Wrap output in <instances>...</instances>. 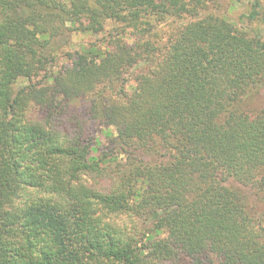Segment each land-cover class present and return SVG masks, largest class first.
Instances as JSON below:
<instances>
[{
  "label": "trees",
  "instance_id": "trees-1",
  "mask_svg": "<svg viewBox=\"0 0 264 264\" xmlns=\"http://www.w3.org/2000/svg\"><path fill=\"white\" fill-rule=\"evenodd\" d=\"M243 18L264 26V0ZM244 26L219 0H0V264H264Z\"/></svg>",
  "mask_w": 264,
  "mask_h": 264
},
{
  "label": "rangeland",
  "instance_id": "rangeland-1",
  "mask_svg": "<svg viewBox=\"0 0 264 264\" xmlns=\"http://www.w3.org/2000/svg\"><path fill=\"white\" fill-rule=\"evenodd\" d=\"M251 2H252V0H219L220 9L223 12H225L227 14V16H229L234 21V23H236L238 26L243 27L245 24L244 27L261 28L264 31V26H261L260 23H258V22L251 23V22L246 21L245 18H243V15L248 11ZM174 28H175V25H166V24H164L160 28V31L158 32V34H159V40H162L161 44H163L164 40L167 39L168 36H170L173 33ZM102 38L103 37L101 35H99L97 37H93L90 35L74 34L72 37V40L70 38V42L68 44H66L67 41L64 39H60V42L62 45H64V48L66 49V51L74 53L75 50H77L79 48L78 45H81V44L87 45V44L95 42V41L99 42L102 40ZM124 42L129 43V42H131V39L129 37H127V39ZM62 65H70V61L67 60V57L65 59L60 60L59 67L58 68L55 67L54 71L55 70L57 71ZM39 81H40V79H35L34 83H37ZM28 84H29L28 82L23 81V80L19 82V85H21V86H26ZM107 132L108 131H103L100 133L102 135H107L109 132H113V130L111 129L108 133ZM263 201H264V199H263ZM263 201H260L257 199L255 202L257 209L262 214H264V202Z\"/></svg>",
  "mask_w": 264,
  "mask_h": 264
}]
</instances>
